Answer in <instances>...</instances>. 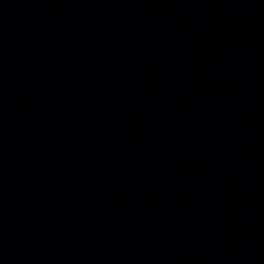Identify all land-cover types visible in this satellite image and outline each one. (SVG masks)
I'll list each match as a JSON object with an SVG mask.
<instances>
[{
    "label": "water",
    "instance_id": "1",
    "mask_svg": "<svg viewBox=\"0 0 264 264\" xmlns=\"http://www.w3.org/2000/svg\"><path fill=\"white\" fill-rule=\"evenodd\" d=\"M0 264H264V0H0Z\"/></svg>",
    "mask_w": 264,
    "mask_h": 264
}]
</instances>
